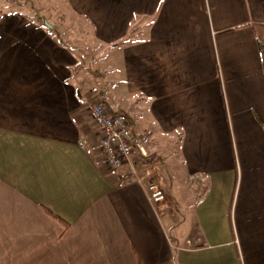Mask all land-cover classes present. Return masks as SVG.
Wrapping results in <instances>:
<instances>
[{
	"label": "crops",
	"instance_id": "obj_1",
	"mask_svg": "<svg viewBox=\"0 0 264 264\" xmlns=\"http://www.w3.org/2000/svg\"><path fill=\"white\" fill-rule=\"evenodd\" d=\"M38 1L73 42L1 11L0 264H264V0ZM85 39L113 68L134 162L157 161L161 205L107 168Z\"/></svg>",
	"mask_w": 264,
	"mask_h": 264
},
{
	"label": "built area",
	"instance_id": "obj_2",
	"mask_svg": "<svg viewBox=\"0 0 264 264\" xmlns=\"http://www.w3.org/2000/svg\"><path fill=\"white\" fill-rule=\"evenodd\" d=\"M86 85L87 83H82L83 88ZM87 90H90L92 96L89 102L90 115L101 135L100 148L107 168L116 172L126 168L123 175L125 182L146 185L152 203L156 205L165 203L167 194L159 183L160 174L153 169L140 173L135 166L133 155L138 142L129 116L107 104L96 85L90 86ZM142 151L144 152L143 149Z\"/></svg>",
	"mask_w": 264,
	"mask_h": 264
},
{
	"label": "rangeland",
	"instance_id": "obj_3",
	"mask_svg": "<svg viewBox=\"0 0 264 264\" xmlns=\"http://www.w3.org/2000/svg\"><path fill=\"white\" fill-rule=\"evenodd\" d=\"M30 1L32 3L27 2L21 5L20 3H17L15 0H0V14L2 13L1 11H5L4 10L5 6L11 5V8L21 9V10L23 9L25 11H28V14H30L31 16H34L35 18H37V15L44 16L48 20V23L55 25L57 27L59 33L61 35H64L65 40H68L69 42L70 40H72L70 38H66L67 25L66 23H64L63 20H61V14H60L61 8L60 7H57L58 8L57 10L59 11L58 12L53 7L48 6L50 4H45V3L42 4V2L40 3L39 1L35 2V0H30ZM45 2L49 3L50 0H46ZM39 20H42V19H39ZM84 42H85L84 43L85 46L79 43V49L82 54L81 56L84 60L82 64L77 65L76 73L78 70L81 71V75H80L81 79L84 80L83 82L87 83L85 87L86 89H89L90 86L96 85L97 87H99L101 91H103L102 94L107 99L106 100L107 103H113L114 97L111 96V94L108 96L105 95L107 92V89H113V86H114L113 85L114 84V74L112 72L113 68L107 67L106 65H103V64L102 65L99 64L100 60L97 58V53L99 52L98 50L99 48H96L95 46H91L92 45L91 40L89 39H85ZM82 67H86V69L83 70ZM88 92H90V90ZM89 96H90L89 99H92V96L90 93H89ZM85 104H87V106L89 107V103L87 101H85ZM161 143H163V140H161ZM140 153L143 156H147L145 151L143 152L142 150H140ZM153 160H156L155 157ZM156 163L154 165H156ZM150 169H153L157 174H160L158 173L160 171V168H156V167L154 168L153 166ZM164 170L166 171V178L168 181V185L170 186L171 176L168 173L167 167H164ZM179 178H181V180L183 181L182 184L188 183V177L184 170L180 173ZM169 186L167 189H169Z\"/></svg>",
	"mask_w": 264,
	"mask_h": 264
},
{
	"label": "trees",
	"instance_id": "obj_4",
	"mask_svg": "<svg viewBox=\"0 0 264 264\" xmlns=\"http://www.w3.org/2000/svg\"><path fill=\"white\" fill-rule=\"evenodd\" d=\"M15 1L17 3H20L21 5L25 4L27 2L28 3L30 2V0H26L24 2H21L19 0H15ZM37 18L43 20L45 17L37 15ZM57 36H59V35L57 34ZM259 49H260V53L262 55L263 66H264V44L261 43V42L259 43ZM156 162H157L156 160H151V159L148 160V159H145V158H135V166H136L138 172H140V173H145L146 171H148L150 168H152L154 166V164ZM66 226H68V224H66Z\"/></svg>",
	"mask_w": 264,
	"mask_h": 264
},
{
	"label": "water",
	"instance_id": "obj_5",
	"mask_svg": "<svg viewBox=\"0 0 264 264\" xmlns=\"http://www.w3.org/2000/svg\"><path fill=\"white\" fill-rule=\"evenodd\" d=\"M44 22H45L46 25H48L50 27V24L48 23L46 18H44Z\"/></svg>",
	"mask_w": 264,
	"mask_h": 264
}]
</instances>
